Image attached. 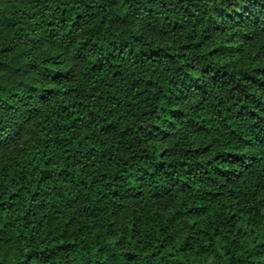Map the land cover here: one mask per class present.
Wrapping results in <instances>:
<instances>
[{"label": "trees", "instance_id": "trees-1", "mask_svg": "<svg viewBox=\"0 0 264 264\" xmlns=\"http://www.w3.org/2000/svg\"><path fill=\"white\" fill-rule=\"evenodd\" d=\"M0 264H264V0H0Z\"/></svg>", "mask_w": 264, "mask_h": 264}]
</instances>
